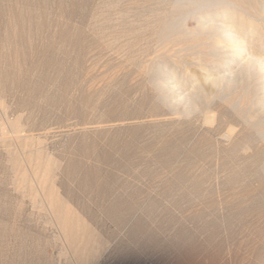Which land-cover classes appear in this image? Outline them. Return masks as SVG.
<instances>
[{
	"label": "rangeland",
	"instance_id": "obj_1",
	"mask_svg": "<svg viewBox=\"0 0 264 264\" xmlns=\"http://www.w3.org/2000/svg\"><path fill=\"white\" fill-rule=\"evenodd\" d=\"M185 10L0 0V264H79L24 192L31 158L51 161L41 179L97 233L101 262L264 264V95L183 98L198 57Z\"/></svg>",
	"mask_w": 264,
	"mask_h": 264
},
{
	"label": "bare ground",
	"instance_id": "obj_2",
	"mask_svg": "<svg viewBox=\"0 0 264 264\" xmlns=\"http://www.w3.org/2000/svg\"><path fill=\"white\" fill-rule=\"evenodd\" d=\"M178 3L184 4L186 10L183 17L176 22V26L183 29L180 32H182L185 41H193L192 43L197 42L198 44L194 46L197 45L198 57L195 60L191 59L194 65L193 72H197V74H192V89L190 92H185L183 98L188 97L191 92L195 94L200 91L207 93L209 87H218L225 92L243 90L249 94L258 90L264 95V0H178ZM188 19L195 21L194 27L186 25ZM170 76L172 77V75ZM175 87L172 86L171 89L174 90ZM179 89L178 87V91H180ZM184 91L185 89L182 92ZM210 114L207 115L206 120L212 122L216 118ZM13 126L15 132L20 133L18 124H13ZM230 136L228 133L227 138ZM31 159H26V164L37 184L28 185L30 187L27 186L28 188H25L24 192L28 193L27 196L29 194L40 196L51 208L54 213V224L59 228L66 245L76 253L77 263L106 264L99 260L101 258L97 252V233L89 228L81 213L61 196L58 187L49 182V177L45 180L41 179V175L48 171L51 161L38 158L36 162H33ZM80 237L81 240H79Z\"/></svg>",
	"mask_w": 264,
	"mask_h": 264
}]
</instances>
